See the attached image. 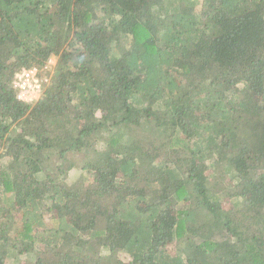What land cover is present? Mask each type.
<instances>
[{"label": "trees", "instance_id": "16d2710c", "mask_svg": "<svg viewBox=\"0 0 264 264\" xmlns=\"http://www.w3.org/2000/svg\"><path fill=\"white\" fill-rule=\"evenodd\" d=\"M18 263L264 264V0H0Z\"/></svg>", "mask_w": 264, "mask_h": 264}, {"label": "built area", "instance_id": "2783aa9c", "mask_svg": "<svg viewBox=\"0 0 264 264\" xmlns=\"http://www.w3.org/2000/svg\"><path fill=\"white\" fill-rule=\"evenodd\" d=\"M15 88L20 99L23 94L28 92H37L36 94H40L42 90L40 80L37 77V70H23L18 73L15 80Z\"/></svg>", "mask_w": 264, "mask_h": 264}, {"label": "rangeland", "instance_id": "374dc122", "mask_svg": "<svg viewBox=\"0 0 264 264\" xmlns=\"http://www.w3.org/2000/svg\"><path fill=\"white\" fill-rule=\"evenodd\" d=\"M55 63H56V58L55 57H52L50 59V61H49V64L53 66V65H55ZM49 64H48V67L50 68ZM36 93L37 92H28V93H25V94L22 95L21 99L26 100V101H29L31 99L38 98L40 96V94H36ZM78 155H79L78 158L80 160H83V158H84L83 155H81V154H78ZM85 173L86 172H82L81 170L72 171L71 174H70L69 179L70 180H75V179L79 178L82 174H85ZM47 224H49L50 226L54 225V223L51 222V221H49ZM21 259H22L21 260V262H22L24 259H23V257Z\"/></svg>", "mask_w": 264, "mask_h": 264}]
</instances>
